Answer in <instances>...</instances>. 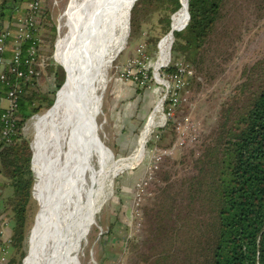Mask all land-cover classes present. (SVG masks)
Listing matches in <instances>:
<instances>
[{"label":"trees","instance_id":"obj_1","mask_svg":"<svg viewBox=\"0 0 264 264\" xmlns=\"http://www.w3.org/2000/svg\"><path fill=\"white\" fill-rule=\"evenodd\" d=\"M27 1L0 3V32L5 21H13L17 8ZM229 4L230 0H137L130 14V41L141 38L147 47L149 40L142 34L144 25L151 24L157 16L166 33L171 27V15L184 8L186 16L176 26L177 13L173 15V45L163 54L168 43L160 41L157 58L164 56L167 64L171 50L174 58L182 57L183 63L192 65L186 64L189 67L216 69V58L226 47L222 24ZM43 9L40 25L47 18ZM153 51L145 48L141 53L136 64L138 72L132 76L136 80L146 81L142 60ZM41 54L40 48L39 61ZM57 56L63 62V57ZM176 59L164 69L166 79L177 71ZM45 68L57 89L62 88L64 68L54 60ZM185 77L184 87L175 89L180 102L195 75ZM19 80L22 90L16 132L10 143L0 144V185L11 189L5 204L14 223L9 242L15 253L7 264H22L26 255L29 209L36 181L31 140L23 128L32 116L55 103L49 88L35 86L34 79ZM7 91L8 86L0 83V101L6 98ZM3 108L0 103V113ZM172 129L175 132L176 125ZM164 132L158 134V144ZM34 168L38 177L39 168ZM142 210L146 218L144 232L139 238H127L125 243V250L137 253V264H264V56L244 67L241 81L221 103L215 128L193 160L192 172L180 180H166Z\"/></svg>","mask_w":264,"mask_h":264},{"label":"rangeland","instance_id":"obj_2","mask_svg":"<svg viewBox=\"0 0 264 264\" xmlns=\"http://www.w3.org/2000/svg\"><path fill=\"white\" fill-rule=\"evenodd\" d=\"M42 1L47 11V18L44 23L39 24V36L43 40L40 47L42 49L40 62L44 66L46 78L40 87L43 90L49 88L57 102L51 109L42 110L32 116L23 128L24 134L31 140L33 154L36 139L54 118L61 103L63 88L60 89L61 91L57 89L54 78L45 66L47 62L53 63L54 60L56 64L65 67L64 61L61 62L57 56L58 54L63 57L58 49V40L65 31L63 16L71 4V0ZM227 13L228 16L222 24V37L226 47L216 58V69L202 71L197 67H191L195 77L182 92L181 102L179 100V106L172 116L174 118L152 140L151 135L162 127L164 122L166 125L168 119L166 117L164 122L162 118L160 119L161 106L158 101L165 89L159 87L156 71L151 66L156 64L160 41L169 44L171 32H163V24L158 23L159 17L155 16L151 24L144 25L143 38L149 40L146 41L148 44L146 47V43L142 42L141 38L136 42L130 41L129 23L127 39L110 52L105 63V79L99 90L101 103L97 113V123L91 134L96 140L93 150L97 151L99 143L104 151L108 173L102 187H98L96 181L98 174L94 172L92 175V185L100 195L91 217L92 229L87 238L81 241L77 255L78 264H137V253L134 250H125V243L127 238H139L144 232L146 218L143 215L142 205L148 204L150 197L164 186L166 180H180L192 172L193 160L199 155L202 143L209 139L215 128L221 103L241 81L244 67L264 56V0H230ZM145 48L154 51L142 60V67L147 75L146 81H138L132 76L138 72L136 64H139L141 53ZM176 58L170 50V61L161 70L168 68ZM176 61H182V57L179 56ZM145 62H147L146 66H144ZM184 63L190 65L185 61ZM148 72H152L154 77L150 78ZM210 74H215V78L211 79ZM159 80L161 81L160 78ZM151 102L143 118V110ZM0 103L5 107L9 105L6 98H2ZM185 116L190 118L197 138L175 155L164 157L160 164L149 161L148 155L153 151L154 146L167 147L175 141L177 130L174 132L172 125L177 127ZM42 118H46V121L36 133L35 122ZM151 118H154L158 124L146 134V143L144 141V145L147 144L146 149L137 153L135 148L141 138V132ZM163 132L164 138L160 146L157 136ZM120 159L126 160L118 162L117 160ZM135 163L138 164L133 167ZM66 164V182L71 186L76 177L73 153L67 157ZM34 172L36 175V171ZM40 182L39 170L29 209L24 264H29L33 255L51 235V221L43 213L44 202L40 195ZM7 243L10 245V242ZM9 245L4 256L0 258V264H7L15 253L14 248Z\"/></svg>","mask_w":264,"mask_h":264},{"label":"bare ground","instance_id":"obj_3","mask_svg":"<svg viewBox=\"0 0 264 264\" xmlns=\"http://www.w3.org/2000/svg\"><path fill=\"white\" fill-rule=\"evenodd\" d=\"M135 1L71 0L63 16L65 31L58 40V49L64 57L67 78L62 86L60 106L34 146V167L40 169V195L44 202L43 213L51 221V235L29 264H78L81 241L92 229L91 217L100 195L92 185V175L98 174L96 181L98 187H102L108 173L104 151L99 143L97 151L93 150L96 140L91 137L100 109L99 90L105 79V63L110 52L128 37L130 12ZM185 16L186 12L181 8L175 16L174 26ZM173 42L174 30L164 52ZM155 61L156 64L150 66L156 71L159 87L165 89L158 101L160 119L163 121L167 117L168 122L165 125L163 121L164 125L151 135V140L160 129L169 125L176 110L165 68L161 70L165 65L164 56ZM148 73L150 78L154 77L152 72ZM156 124L154 122V126ZM145 139L143 150L147 145H144ZM71 153L74 154L76 177L68 186L66 162Z\"/></svg>","mask_w":264,"mask_h":264},{"label":"built area","instance_id":"obj_4","mask_svg":"<svg viewBox=\"0 0 264 264\" xmlns=\"http://www.w3.org/2000/svg\"><path fill=\"white\" fill-rule=\"evenodd\" d=\"M43 12L42 0L24 2L17 8L13 21H5L3 30L0 32V83L8 86L6 99L9 101V105L3 106V111L0 113V144L10 143L16 132L18 119L16 111L19 93L22 90V81L19 79H24L25 82H31L34 79L33 84L41 86L46 78L44 66L38 60L43 43L39 36V17ZM27 43H29L28 46ZM176 67L177 71L171 73L169 77V85L174 90L186 84V74H194L193 69L182 61L176 62ZM176 130L175 141L167 147L154 146L153 151L149 152V161L160 164L164 157L175 155L197 138V134L193 132L196 130L193 129L188 116L178 123ZM5 253L6 248L0 245V258Z\"/></svg>","mask_w":264,"mask_h":264},{"label":"crops","instance_id":"obj_5","mask_svg":"<svg viewBox=\"0 0 264 264\" xmlns=\"http://www.w3.org/2000/svg\"><path fill=\"white\" fill-rule=\"evenodd\" d=\"M2 1H4V0H0V3ZM164 53H166V52L163 51V54ZM151 104H152V102L149 103L147 106H145V108L143 110V113H142L143 118L146 116ZM46 118H42L41 120H38V121L35 122L36 133L41 128L43 122L45 123ZM153 121H154V118H151L146 123V126L143 128V130L141 132V138L138 140V144H137V146L135 148V151H137V153L141 152V150L143 149V139H144V137H146V134L148 133L149 128L152 125ZM124 160H126V159H120V160H117V161L120 162V161H124ZM113 163L115 165L114 160H113ZM122 165H124V164L122 163ZM116 166H118V165H116ZM119 167H121V166H119ZM2 179L3 178L0 175V181ZM10 194H11V189L9 187H3V186L0 185V245L4 246V248H7L8 247L7 245H9L7 242H9L10 237L12 236L13 227H14V223L11 220V217L9 216V213L7 211L6 204H5L6 203L5 202L6 201V197L9 196ZM9 246L11 247V245H9Z\"/></svg>","mask_w":264,"mask_h":264},{"label":"water","instance_id":"obj_6","mask_svg":"<svg viewBox=\"0 0 264 264\" xmlns=\"http://www.w3.org/2000/svg\"><path fill=\"white\" fill-rule=\"evenodd\" d=\"M137 1V0H136ZM135 1V2H136ZM135 4V3H134ZM134 4H133V6H134ZM132 6V7H133ZM132 9V8H131ZM176 13V12H175ZM174 13V14H175ZM130 14H131V12H130ZM173 14V15H174ZM171 19H172V22H171V27H170V30H169V32H172L173 31V16L171 17ZM130 20V19H129ZM168 32V33H169ZM62 65V64H61ZM63 66V65H62ZM64 67V66H63ZM64 70L66 71V75H67V70H66V68L64 67ZM66 78H67V76H66ZM61 89V88H60ZM59 89V90H60ZM169 89L172 91V94H173V97L175 98V100H176V109H177V107L179 106V100H178V97H177V95H176V92H175V90L169 85ZM174 118V117H173ZM172 118V119H173ZM166 127V126H165ZM165 127H163L162 129H164ZM162 129H160V130H162ZM33 163H34V154H33ZM33 170L35 171V169H34V167H33ZM36 176V178H37V175H35ZM35 186H36V183H35V185H34V190H35ZM26 258V257H25ZM25 258H24V260H25ZM24 260H23V264H24Z\"/></svg>","mask_w":264,"mask_h":264}]
</instances>
